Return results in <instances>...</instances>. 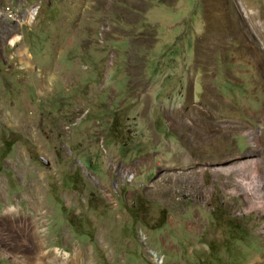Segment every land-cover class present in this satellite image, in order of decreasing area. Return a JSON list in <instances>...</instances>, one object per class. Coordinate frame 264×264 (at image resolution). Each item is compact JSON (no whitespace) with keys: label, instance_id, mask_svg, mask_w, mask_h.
<instances>
[{"label":"rangeland","instance_id":"1","mask_svg":"<svg viewBox=\"0 0 264 264\" xmlns=\"http://www.w3.org/2000/svg\"><path fill=\"white\" fill-rule=\"evenodd\" d=\"M261 22L264 0H0V150H33L0 162V264L263 260Z\"/></svg>","mask_w":264,"mask_h":264},{"label":"bare ground","instance_id":"2","mask_svg":"<svg viewBox=\"0 0 264 264\" xmlns=\"http://www.w3.org/2000/svg\"><path fill=\"white\" fill-rule=\"evenodd\" d=\"M243 7H244V11L243 12L246 15L247 12H246L245 4L243 5ZM34 14L35 13H33L32 17H31V21H33ZM255 15H257L256 12H255ZM255 27H256V31L258 33L259 40H258V42H256L254 44V48H255V50H257V53H258V55H259V57L261 59V62L264 64V24H262V22H261L260 24L255 25ZM17 40H19V38ZM16 41H14V43ZM27 55L30 58V54L28 53V51H27ZM25 68L33 69V66H32V64L30 62H26L25 63ZM257 138H258V135L256 134V132H254L251 135V142H252V145L255 148H258V146H259L257 141H256ZM260 167H261L260 161L259 160H255L253 162V168L255 169L254 170L255 175H254V177L252 179L253 180V183H252L253 184V187H252V191L253 192H252V194L256 197V199L259 196L261 197L260 189H261V185L262 184L260 183V173H259ZM257 207H259L261 209H264V207H263L262 203H260V201H258ZM252 264H264V259L263 260L261 258L256 259Z\"/></svg>","mask_w":264,"mask_h":264},{"label":"crops","instance_id":"3","mask_svg":"<svg viewBox=\"0 0 264 264\" xmlns=\"http://www.w3.org/2000/svg\"><path fill=\"white\" fill-rule=\"evenodd\" d=\"M139 3V1H138ZM137 3V4H138ZM123 15L125 16V18L123 19L122 21V24L126 25L125 29L122 31L124 34L123 38H127L130 42H131V45H129V54L130 55H133V52H131L132 48L135 47V45H139V41H146V40H149V37H140L139 38V31L137 33H133L135 30L137 31V24L139 22V12L137 13H129V12H122ZM133 33V34H132ZM152 88V87H151Z\"/></svg>","mask_w":264,"mask_h":264},{"label":"trees","instance_id":"4","mask_svg":"<svg viewBox=\"0 0 264 264\" xmlns=\"http://www.w3.org/2000/svg\"><path fill=\"white\" fill-rule=\"evenodd\" d=\"M11 134H8L7 136H4L3 137V144H2V147H1V154H0V162L3 161L7 155L10 153L12 147L17 143H21L25 148L26 150L32 154L33 153V150H32V146L24 139H14V140H11ZM75 218V216H71V219H70V222L72 224V220ZM236 228H239V226ZM209 251H210V248H209Z\"/></svg>","mask_w":264,"mask_h":264},{"label":"built area","instance_id":"5","mask_svg":"<svg viewBox=\"0 0 264 264\" xmlns=\"http://www.w3.org/2000/svg\"><path fill=\"white\" fill-rule=\"evenodd\" d=\"M10 8H7V10H9ZM11 11V10H10Z\"/></svg>","mask_w":264,"mask_h":264},{"label":"water","instance_id":"6","mask_svg":"<svg viewBox=\"0 0 264 264\" xmlns=\"http://www.w3.org/2000/svg\"><path fill=\"white\" fill-rule=\"evenodd\" d=\"M44 163V162H43Z\"/></svg>","mask_w":264,"mask_h":264}]
</instances>
